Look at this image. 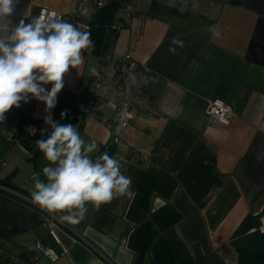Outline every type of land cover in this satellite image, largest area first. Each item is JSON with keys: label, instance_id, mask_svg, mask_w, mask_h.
<instances>
[{"label": "crops", "instance_id": "obj_1", "mask_svg": "<svg viewBox=\"0 0 264 264\" xmlns=\"http://www.w3.org/2000/svg\"><path fill=\"white\" fill-rule=\"evenodd\" d=\"M178 1L137 0L139 10L128 20L121 10L114 17L123 26L109 49L145 66L142 88L156 111L132 108L123 143L112 147L128 159L122 173L132 179L131 197L99 209L87 204L77 225L51 221L31 199L33 173L45 179L43 153L33 156L18 141L10 146L0 134V180L13 186L0 188V246L8 254L26 259L39 241L58 256L52 262L41 256L42 264H230L237 249L254 248L264 218L258 217L264 209V0H214L205 15L178 12ZM79 2V20L89 24L94 0H18L10 20L31 22L42 7L68 13ZM213 25L219 37L208 31ZM173 37L184 42L175 54L168 50ZM90 39L82 65L65 75L55 108L45 112L36 100L31 115L73 124L86 143L97 144L95 159L109 139L106 124L116 117V89L106 81L98 87L99 118L74 117L83 112L87 80L100 63ZM214 98L232 107L231 123L209 119ZM18 114L12 108L0 126L12 129ZM0 264L26 263L3 255Z\"/></svg>", "mask_w": 264, "mask_h": 264}, {"label": "clouds", "instance_id": "obj_2", "mask_svg": "<svg viewBox=\"0 0 264 264\" xmlns=\"http://www.w3.org/2000/svg\"><path fill=\"white\" fill-rule=\"evenodd\" d=\"M18 0H0V121L21 102L35 99L50 113L64 87V77L70 69L83 63L82 51L92 43L90 33L44 11L31 22L21 19L15 26L10 17ZM208 31L219 37L216 26ZM184 42L173 37L169 52ZM45 85H51L50 89ZM61 119L67 110L61 112ZM51 131L45 139L36 141L48 162L42 172L33 173L32 202L61 222L77 225L88 213L87 204L99 209L113 199L131 197L132 179L121 171L118 160L104 153L95 159V141L86 143L73 124H61L51 116L44 118Z\"/></svg>", "mask_w": 264, "mask_h": 264}, {"label": "built area", "instance_id": "obj_3", "mask_svg": "<svg viewBox=\"0 0 264 264\" xmlns=\"http://www.w3.org/2000/svg\"><path fill=\"white\" fill-rule=\"evenodd\" d=\"M112 1L116 2L117 8L113 17L107 23V32L110 33L111 36H114L123 26L122 22H118L114 19L115 15L120 13L121 10L124 14V17H121L122 20L125 18L128 20V18L137 13L139 9L137 0H94L95 12L97 13L100 8ZM213 4L214 0H179L177 10L182 14L194 13L205 15ZM45 10L48 12L54 11L57 14L58 19L72 23L82 31H89L90 24L82 23L79 20V15L82 11V2H79L76 7L68 13H61L42 7L38 12L37 17ZM145 74L146 68L143 64L137 62L132 57L120 56L113 50L109 48L106 49L102 53L98 68L94 70L87 80L83 112L74 115L77 119H81L83 116L99 118L104 105L98 98V87L101 82L104 81L114 86L116 89V117L113 120L108 121L106 124L109 132V139L103 144L101 155L107 153L109 156L118 160L121 165V172L128 159L118 155L117 152L112 150V147L123 143L122 134L126 130L129 120L133 116L132 108L139 107L147 112L156 113L152 105L150 94L142 88ZM35 103L36 100L31 98L27 103L21 102L19 114L11 119V124L13 126L12 129L0 126V134L4 136L10 146L17 141L18 130L28 133L36 140L45 139L50 133V126L44 123V118L49 116V114H46L39 121H35V118L31 115ZM206 113L211 121L221 124H229L235 117L232 107L220 98H214L208 101ZM143 157L148 159V156L146 155H143ZM2 164H4V159L0 157V166ZM0 188H6V186L0 183ZM48 215L51 221L63 223L58 219L57 214L48 213ZM259 230L264 231V218H262V224L259 226ZM3 255H7L10 261H23L26 264H42L40 262L41 256L46 257L50 262L56 260L58 257L55 253L45 248L39 241L35 242L32 253L26 259L8 254L0 246V257ZM236 263L237 258L230 261V264Z\"/></svg>", "mask_w": 264, "mask_h": 264}, {"label": "trees", "instance_id": "obj_4", "mask_svg": "<svg viewBox=\"0 0 264 264\" xmlns=\"http://www.w3.org/2000/svg\"><path fill=\"white\" fill-rule=\"evenodd\" d=\"M107 38L109 42H108V46L106 49L110 48V46L114 42V36L109 35ZM104 51H102L99 54L100 57L102 56V53ZM34 120L39 121L36 119ZM17 135H18L17 141L22 143L28 149V151L33 154V156L36 155L38 152H40L36 144L37 140L33 139L31 135H29L26 132H22L21 130L17 131ZM0 183L4 185H8L10 188H13V186L7 181V179H1ZM261 215H264V209H262L258 217ZM257 226H259V219H257ZM236 258H237L236 264H264V231L259 230V227H257L256 230L254 231V248L253 249H245V248L237 249Z\"/></svg>", "mask_w": 264, "mask_h": 264}, {"label": "water", "instance_id": "obj_5", "mask_svg": "<svg viewBox=\"0 0 264 264\" xmlns=\"http://www.w3.org/2000/svg\"><path fill=\"white\" fill-rule=\"evenodd\" d=\"M117 5L115 1L107 3L93 15L89 21V33L93 37L94 53L99 55L108 46V36L111 35L107 32V23L113 17Z\"/></svg>", "mask_w": 264, "mask_h": 264}, {"label": "rangeland", "instance_id": "obj_6", "mask_svg": "<svg viewBox=\"0 0 264 264\" xmlns=\"http://www.w3.org/2000/svg\"><path fill=\"white\" fill-rule=\"evenodd\" d=\"M0 151H2V146H1V148H0ZM2 153V152H1ZM2 166V165H1ZM2 168V167H1Z\"/></svg>", "mask_w": 264, "mask_h": 264}]
</instances>
